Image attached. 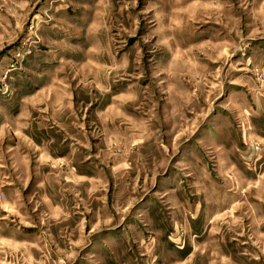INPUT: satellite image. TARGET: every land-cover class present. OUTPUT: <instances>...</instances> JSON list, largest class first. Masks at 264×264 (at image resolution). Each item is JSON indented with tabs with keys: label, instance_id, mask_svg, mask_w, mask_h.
<instances>
[{
	"label": "rangeland",
	"instance_id": "rangeland-1",
	"mask_svg": "<svg viewBox=\"0 0 264 264\" xmlns=\"http://www.w3.org/2000/svg\"><path fill=\"white\" fill-rule=\"evenodd\" d=\"M0 264H264V0H0Z\"/></svg>",
	"mask_w": 264,
	"mask_h": 264
}]
</instances>
